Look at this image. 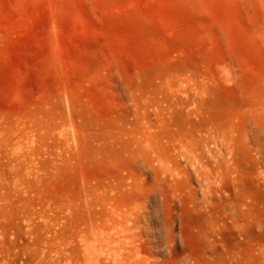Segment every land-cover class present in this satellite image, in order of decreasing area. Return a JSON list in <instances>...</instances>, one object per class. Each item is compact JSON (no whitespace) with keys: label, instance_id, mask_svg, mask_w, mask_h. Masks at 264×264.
Returning a JSON list of instances; mask_svg holds the SVG:
<instances>
[{"label":"rangeland","instance_id":"obj_1","mask_svg":"<svg viewBox=\"0 0 264 264\" xmlns=\"http://www.w3.org/2000/svg\"><path fill=\"white\" fill-rule=\"evenodd\" d=\"M0 264H264V0H0Z\"/></svg>","mask_w":264,"mask_h":264}]
</instances>
